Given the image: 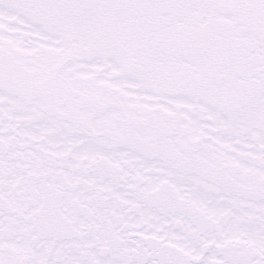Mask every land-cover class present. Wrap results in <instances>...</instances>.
<instances>
[{
	"label": "snow or ice",
	"instance_id": "1",
	"mask_svg": "<svg viewBox=\"0 0 264 264\" xmlns=\"http://www.w3.org/2000/svg\"><path fill=\"white\" fill-rule=\"evenodd\" d=\"M0 264H264V0H0Z\"/></svg>",
	"mask_w": 264,
	"mask_h": 264
}]
</instances>
